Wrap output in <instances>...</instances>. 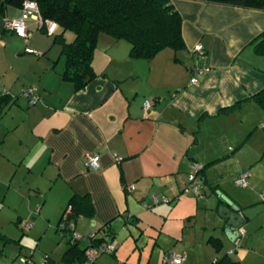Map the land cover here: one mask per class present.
I'll list each match as a JSON object with an SVG mask.
<instances>
[{"label":"crops","instance_id":"1","mask_svg":"<svg viewBox=\"0 0 264 264\" xmlns=\"http://www.w3.org/2000/svg\"><path fill=\"white\" fill-rule=\"evenodd\" d=\"M171 2L182 20L183 50L136 60L127 42L101 34L92 60L97 77L80 91L63 79L60 46L37 16L23 17L13 7L0 11V97H14L0 104L1 130L17 137L16 155L28 172L57 188L58 213L73 193L88 195L92 215L70 222L83 236L107 228L111 238L105 240L115 243L112 258L123 231L133 252L156 251L158 259L172 253L185 264L197 258L212 264L227 255L238 264H264V179L257 173L264 133L255 137L264 113L250 99L264 88V63L251 46L264 31V11L207 0ZM20 18L25 39L5 29ZM197 46L204 58L194 73ZM28 89L36 90L34 102L23 95ZM86 155H99L96 170L88 169ZM195 164L203 169L196 195L185 192ZM241 174L248 185L238 192L225 181ZM217 193L245 220L238 244L221 231L218 208L235 211ZM254 205L259 221L247 215ZM210 238L222 243L220 252Z\"/></svg>","mask_w":264,"mask_h":264},{"label":"trees","instance_id":"2","mask_svg":"<svg viewBox=\"0 0 264 264\" xmlns=\"http://www.w3.org/2000/svg\"><path fill=\"white\" fill-rule=\"evenodd\" d=\"M25 2H32L38 6L42 21L56 24L55 31L51 35L52 41L53 44L60 46V54L65 59L63 79L70 82L75 91L83 90L97 77L92 60L101 34L127 42L130 45L129 57L136 60L149 61L164 49L180 51L185 48L181 32L182 20L171 0H0V11L6 7L21 9ZM207 2L264 11V0H207ZM65 32L74 35L71 41L65 40ZM251 46L257 56L264 58V31L251 42ZM5 95L0 97L2 107H5L8 101L14 100L13 96L9 99L8 95ZM250 99L264 113V88ZM202 170L198 172V176ZM68 210L70 213L65 220L64 216ZM91 215L88 195L73 193L62 211L56 229L64 236L67 233L72 234L73 231L78 233L70 221L75 217ZM69 225H72L73 229ZM95 234H99V237L96 238ZM95 234L82 235L86 241H89L88 246L97 247L114 243L113 239L105 240V237L111 236L105 227L100 228ZM0 242L4 244L10 240L0 233ZM80 242L82 241L73 242L70 237L62 264L83 262L88 246L81 248ZM209 242L216 252H220L222 243L218 239L210 238ZM0 256H2L1 248ZM212 264L238 263L232 262L227 255H223Z\"/></svg>","mask_w":264,"mask_h":264},{"label":"rangeland","instance_id":"3","mask_svg":"<svg viewBox=\"0 0 264 264\" xmlns=\"http://www.w3.org/2000/svg\"><path fill=\"white\" fill-rule=\"evenodd\" d=\"M67 35V38L74 37L71 32H67ZM258 59L264 63V58ZM258 124L260 132H256L255 137L258 133H264L262 130L264 115L261 116ZM4 133L0 127V233L5 235L10 242L4 244L0 242L2 249L0 264H22L23 258L31 259L30 261L34 264H62L72 234L67 233L64 236L56 229V219L62 212L58 213L57 200L60 198L57 188L54 186L48 189V185L40 175L28 172L26 165L19 162L20 155H16L17 137L10 132L7 135ZM257 167V173H261L264 179V161ZM238 177H230L225 182L229 181L231 185L233 184L231 186L233 190L243 192V188L234 185ZM255 207L256 205L251 206L252 211L247 212L250 221L258 216V210H255ZM46 213L51 217L50 220L45 217ZM256 220L259 221V219ZM122 234L123 237L117 239L116 257L112 258L109 254H103L97 260V264H163L173 255L168 253V256L158 259L156 251L152 256H149L150 253L139 254L137 250L133 252V242L128 233L122 231ZM260 234L259 232L258 235ZM141 241H144V238ZM85 245L84 241L80 242L81 248ZM224 252L225 249L222 254ZM205 263L211 264L210 259L206 261L203 258H197L189 260L187 264Z\"/></svg>","mask_w":264,"mask_h":264},{"label":"built area","instance_id":"4","mask_svg":"<svg viewBox=\"0 0 264 264\" xmlns=\"http://www.w3.org/2000/svg\"><path fill=\"white\" fill-rule=\"evenodd\" d=\"M21 13L23 17H29V16H37L38 18V23L41 26H44L46 32L48 35H52L55 31L56 24L53 22L49 21H42L40 18L38 6L35 3L32 2H25L21 8ZM5 29L8 30L9 32L13 33L15 36L25 39L27 38V27L25 22L20 18V19H13L9 20L5 23ZM194 55L196 56L195 60V66H193L192 71L194 73L196 72H201V68L198 66V62L204 58V52L200 46L195 47L194 49ZM191 84L196 83L195 77L191 78L190 80ZM35 89H28L26 90L23 95L25 97H28L30 102H34L36 100L35 96ZM150 108V105L148 102L145 103L144 109L147 110ZM99 160L100 157L99 155H86L85 157V164L90 170H96L99 167ZM117 161H120V158H116ZM202 170V165L195 164L193 166V173L189 174L188 176V186L185 190L186 193H193L194 195L198 194V189L196 187V183L198 182V172ZM235 186L237 187H246L248 185V180L246 175H240L235 181H234ZM131 188L130 190H132ZM156 201L154 200V204ZM70 210H68L64 216V219L67 220L69 216ZM70 228L73 229L72 225H69ZM71 239L73 242H79V241H86L85 238L76 233L72 232ZM115 250V243L111 242L108 244H104L101 246L93 247V246H88L86 248L85 253H84V260L80 264H96V260L103 254H111ZM22 264H32V262L29 259L23 258L22 259ZM163 264H182V259L171 255L168 259H166Z\"/></svg>","mask_w":264,"mask_h":264},{"label":"water","instance_id":"5","mask_svg":"<svg viewBox=\"0 0 264 264\" xmlns=\"http://www.w3.org/2000/svg\"><path fill=\"white\" fill-rule=\"evenodd\" d=\"M220 195V193H217ZM221 196V199L230 204L234 211L231 212L225 209L224 207H219L217 210V215L225 221L224 226L222 227V233L225 235L226 239L232 243L238 244L240 238L243 236L244 232L240 229L244 226L245 220L239 214L238 207H235L226 197Z\"/></svg>","mask_w":264,"mask_h":264}]
</instances>
